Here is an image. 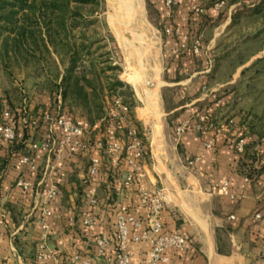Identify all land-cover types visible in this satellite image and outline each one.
Segmentation results:
<instances>
[{
    "label": "crops",
    "instance_id": "0c3cea01",
    "mask_svg": "<svg viewBox=\"0 0 264 264\" xmlns=\"http://www.w3.org/2000/svg\"><path fill=\"white\" fill-rule=\"evenodd\" d=\"M213 1L216 0H178L174 9L170 23L188 36V46L193 38L198 37L201 41L203 54L194 58L180 49V38H172L163 32L162 0H145L163 32L159 37L163 59L160 88L166 115H172L176 124L188 115L187 107L192 105L196 109H209L216 122L231 119L233 125L223 133L202 135L186 131L175 139L173 153L169 155L162 147L158 155L149 147L143 165L145 177L136 180L125 192L131 211L142 216L144 210L136 206L138 186L164 188L167 201L162 213L164 229L182 233L188 240L184 254L168 253L174 264H264V177L254 174L247 181L245 173L248 168L258 172L257 164L250 156L256 148L264 150V145L255 142V137L248 132L253 121L250 109L245 111L239 106L242 98L249 100L250 97L244 96V91L236 95L238 88L234 85L243 66L228 77L217 76L220 68L215 61L218 38L229 26L234 6L216 11L212 8ZM195 6L201 7L203 12L198 14L194 24H188L189 12ZM207 57L212 58L209 68ZM202 86L207 90L203 91ZM35 101V105L42 104L41 108L50 104L49 97L35 98ZM4 109L7 108L3 107L1 111ZM31 115L28 114L25 121L35 118ZM24 129L30 141L37 140L42 132L41 127L30 124ZM245 133L251 135L252 141L244 155H239L233 150L232 143ZM117 135L123 143L122 131ZM206 137L213 141L210 149L202 145ZM98 139L99 133L95 132L91 141ZM12 151L7 145L0 147V264H63L75 253L89 258L93 264H108L96 255L92 240L101 234L111 236L114 231V209L120 199L108 185L128 170L127 153L123 151L118 165L114 166L109 164L102 151L94 145L90 147V153L100 154L102 159L100 173L92 183L100 201L91 209V214L97 218L95 227L84 232L77 220L88 215L89 207L81 200L88 155L79 153L55 164L52 181H47L41 177L47 157L40 151L35 152L38 171L26 175L33 188L23 193L14 185L22 169L8 160ZM194 158L197 160L193 166H187L186 161ZM221 179L228 180L230 195L210 194L211 187ZM51 183L59 190L58 197L52 202L53 234L49 245L53 257L40 262L34 259L39 234L37 205ZM256 213L260 214L259 219L254 218ZM70 218L73 221H69ZM129 249L134 260L144 261L148 246L130 245ZM111 254V251L107 252L108 256Z\"/></svg>",
    "mask_w": 264,
    "mask_h": 264
},
{
    "label": "built area",
    "instance_id": "2783aa9c",
    "mask_svg": "<svg viewBox=\"0 0 264 264\" xmlns=\"http://www.w3.org/2000/svg\"><path fill=\"white\" fill-rule=\"evenodd\" d=\"M164 8L165 24L163 32L172 34L181 39L180 49H189L194 58H199L203 54L201 41L198 37L193 38L188 46L189 38L183 35L179 27L170 23L178 0H162ZM224 1L219 0L212 6L219 10L223 7ZM191 11L201 14V7H192ZM207 67H211L212 58H206ZM202 90L207 88L202 86ZM59 103V101H58ZM112 106L105 117L90 123L82 117L65 118L58 113L51 115L42 113L39 120L30 118L25 108H21L20 123L12 122V113L9 109L0 112V142H22L24 151L18 159V165L22 169L19 178L15 181V187L23 193L32 190L33 184L26 179L27 174H33L38 171L37 156L35 152L40 151L46 155V164L42 170L44 180L52 181V172L55 164L64 159L70 158L76 154H87L86 175L83 179V188L81 192L82 202L89 208L97 207L100 201L99 195L92 187V183L99 175L102 165L100 154L90 153V147L102 151L109 164L118 165L119 156L124 151L125 164L128 170L120 177H115L108 187L120 201L116 202L114 209V231L110 235H98L93 238L92 245L98 257H103L108 264H174L169 257L170 252L182 255L188 249V240L185 235L178 232L167 231L164 229L163 211L167 206L165 199V190L161 186H155L147 189L138 186L137 202L144 215H136L130 209L127 201L126 189L136 180L141 181L145 177L143 171L144 159L146 155V146L144 138L136 131L133 119L130 116L131 108L122 101L121 96L114 95ZM188 115L183 117L173 127L175 139H179L186 131H193L202 135L207 133H223L230 129L233 121L228 119L225 122H216L213 113L210 110L198 111L194 106L187 107ZM112 120V124L107 125V120ZM42 121V124H41ZM30 122V123H27ZM30 124L32 127H41L42 132L37 140L30 141L24 138L21 127ZM40 124V125H38ZM122 131L124 142L119 139L117 132ZM99 133L100 139L91 141L92 135ZM252 141L249 133L239 136L232 143L233 150L244 155L246 147ZM213 141L206 137L202 145L205 149L212 147ZM260 146H263L261 144ZM256 169H259L264 163V150L261 147L256 148L253 153ZM197 158L188 159L187 166L191 167ZM247 181H248V176ZM264 177V174H263ZM264 181V179H263ZM139 183V182H138ZM210 194L230 195V185L227 179H221L216 182L209 191ZM59 190L54 184H50L38 202L37 225L39 227L38 239L34 253L36 261L45 262L53 257V252L49 245L50 237L53 234L54 210L52 202L58 197ZM2 214L0 213V221ZM232 218V217H231ZM255 219L260 218V214L254 215ZM69 221H73L70 218ZM97 222L96 216L91 213L80 216L77 223L84 232L91 231ZM1 224V222H0ZM144 244L148 246L144 261L134 260L130 245ZM111 251L110 256L107 252ZM63 264H93L89 258L81 257L78 253L73 254Z\"/></svg>",
    "mask_w": 264,
    "mask_h": 264
},
{
    "label": "rangeland",
    "instance_id": "374dc122",
    "mask_svg": "<svg viewBox=\"0 0 264 264\" xmlns=\"http://www.w3.org/2000/svg\"><path fill=\"white\" fill-rule=\"evenodd\" d=\"M98 1L97 7L80 8L83 18L78 21L81 26L74 29L75 43L89 45L92 53L87 60L80 61L74 71L78 77L86 75L95 87L93 92L89 87H84L87 91L90 117L96 119L98 115H102L104 109L109 110L114 95L121 96L122 93L124 96H121L122 101L126 100L130 103V116L136 131L144 138L146 151L152 147L154 153L158 155L162 147L166 149L168 155L172 154L171 149L175 144L172 133L175 118L166 115L160 88L163 61L159 39L160 34L163 33L161 24L153 16L145 0ZM217 1L219 0L213 1L212 5ZM223 1L222 10L233 5L235 13L239 11L244 13L238 17L235 24L230 22L224 33L219 36L217 56L226 49L236 48L237 50L231 53L233 57L237 51L245 48L246 50H242L244 53H255L243 65L246 67L264 55V47L262 51L257 52L258 45L245 46L240 42L245 35L255 33L264 26V21L256 20L249 14L254 2L258 0ZM125 2L132 6L131 10L125 6ZM44 57L39 66L16 68L12 71L11 78H7L0 67V111L5 106H9L11 110L21 107L35 118L42 115L44 108H41L40 103L35 105V98L51 99L50 94L55 92L56 85L60 83L64 69L68 65V55L62 50L53 53L50 58ZM91 61L94 66H91ZM94 69L99 73L98 80L93 77ZM229 73L227 63L220 64L217 76L225 78ZM117 80L122 86L110 97L112 93L108 92L107 85ZM240 80L239 76L234 85L238 88L236 95L244 91V84L240 83ZM259 87V89L264 88L263 84ZM263 98L264 94H262ZM69 103L67 100L65 105ZM81 103L78 101L70 103L73 112L78 109L81 113H85ZM239 103V106L246 109L245 111L253 104L251 97L249 100L242 98ZM261 108L258 105L253 111L259 113Z\"/></svg>",
    "mask_w": 264,
    "mask_h": 264
},
{
    "label": "trees",
    "instance_id": "16d2710c",
    "mask_svg": "<svg viewBox=\"0 0 264 264\" xmlns=\"http://www.w3.org/2000/svg\"><path fill=\"white\" fill-rule=\"evenodd\" d=\"M98 5V0H0V67L7 78L12 77V71L16 68L39 66L42 64L44 56L50 58L53 53H58L60 50L68 55V65L64 69L60 83L56 85L55 92L50 94V104L44 108L43 113L51 115L58 113L65 118L82 117L90 123L106 116L108 108L104 109L102 115H98L96 119L90 117L87 104L88 96L84 87H89L91 92L95 91V87L86 75L83 74L78 77L74 74L77 64L80 61L87 60L92 54L89 45L75 43L74 29L81 26L78 20L83 18L80 8L84 6L97 7ZM243 13L244 11L234 12L231 23L235 24L238 17ZM249 14L256 20L264 21V0L254 2ZM197 17L198 13L190 11L188 24H194ZM166 35L178 38L172 34ZM240 42L245 46L256 44L259 47L257 52L262 51L264 47V26L255 33L245 35ZM236 50V48L226 49L215 58L217 65L227 63L230 70L229 76L236 68L245 65L255 55L254 52L244 53L243 51L246 50L244 48L243 51H237L232 57L231 53ZM185 52L191 55L189 49H186ZM91 66H94L92 61ZM92 74L95 79H99V73L95 69ZM240 78V83L244 84V96L251 97L253 102L249 112L253 115L254 120L249 125L248 132L255 137V142L264 145V98L262 99L264 88L259 89V85L263 84L264 86V55L257 58L250 65L243 67L240 71ZM121 86L122 83L118 80L112 84L108 83L107 90L112 93L110 97ZM120 95L124 97L122 93ZM67 100L70 103L82 102L81 106L85 108V113H81L78 109L73 112L72 104L65 105ZM123 102L131 107L126 100H123ZM258 105L262 108L259 113H256L253 109ZM5 107L10 109L12 113V122L19 124L21 107L12 110L9 106ZM197 110L200 112L209 109ZM106 124H112V120L108 119ZM21 130L26 139V129L21 127ZM4 145L12 147L13 151L8 160H12L15 162L16 167H19L18 159L24 151L23 143L0 142V147ZM250 159L253 162L255 161L253 156H250ZM245 173L248 178L253 177L254 174L256 176L263 175L264 163L258 169V172L248 168ZM136 206L140 208L138 202H136ZM91 209H88L87 214L91 213ZM221 251L219 249V252Z\"/></svg>",
    "mask_w": 264,
    "mask_h": 264
},
{
    "label": "bare ground",
    "instance_id": "6f19581e",
    "mask_svg": "<svg viewBox=\"0 0 264 264\" xmlns=\"http://www.w3.org/2000/svg\"><path fill=\"white\" fill-rule=\"evenodd\" d=\"M126 2H127V1H126ZM126 2L124 3L125 6L128 7V8H130V10H131L132 6H131L129 3H126ZM126 7H125V8H126ZM124 36H125V35H124ZM153 92H154V91H153ZM154 93H155V92H154ZM154 93H153V94H154ZM151 103H152V102H151Z\"/></svg>",
    "mask_w": 264,
    "mask_h": 264
}]
</instances>
